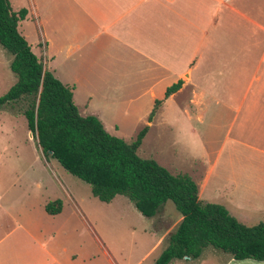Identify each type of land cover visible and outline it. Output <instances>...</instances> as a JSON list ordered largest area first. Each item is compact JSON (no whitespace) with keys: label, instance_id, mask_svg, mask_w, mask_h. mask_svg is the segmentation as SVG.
I'll return each instance as SVG.
<instances>
[{"label":"crops","instance_id":"1","mask_svg":"<svg viewBox=\"0 0 264 264\" xmlns=\"http://www.w3.org/2000/svg\"><path fill=\"white\" fill-rule=\"evenodd\" d=\"M20 6L18 10L26 11L17 24L20 36L44 68L49 62L52 76L71 88L78 114L95 117L106 132L103 114L113 120L133 119L146 127V135L171 106L178 107L183 117L199 121L208 104L213 105L208 111L213 119L219 118L222 109L230 115L227 135L242 112L251 129L245 134L240 125L231 141L248 153L264 156V0H24ZM177 82L179 88L165 98L166 89ZM156 101L160 105L147 122ZM247 135L253 139L247 141ZM214 159L203 164L199 175L190 177L197 199L222 206L238 221L241 214L235 211L241 207L236 202L245 200V195L252 202H264V163L249 164L248 169L261 173L244 180L233 178L224 185L233 199L221 193L223 186L215 198L206 190ZM176 174L184 173L172 175ZM222 201L229 206L217 203ZM171 229L160 233L142 229L149 237L147 249L131 264H144L157 248L159 256ZM51 252L46 244H38L32 256L23 250L9 262L95 264L90 259H58ZM206 253L220 260H208ZM103 254V264H126L116 261L105 247ZM158 256L146 264H155ZM167 264L264 262L236 261L208 249L197 259H174Z\"/></svg>","mask_w":264,"mask_h":264},{"label":"rangeland","instance_id":"2","mask_svg":"<svg viewBox=\"0 0 264 264\" xmlns=\"http://www.w3.org/2000/svg\"><path fill=\"white\" fill-rule=\"evenodd\" d=\"M23 1L9 0L11 9L17 11ZM27 41L32 44L30 36ZM8 62L9 57L0 48V96L15 81ZM46 69L52 71L49 62ZM211 107L207 104L206 113L197 121L183 117L178 107L171 106L144 136L136 154L142 159H152L171 174L184 173L192 178L216 156L206 190L215 198L223 193L233 199L229 187L224 185L233 178L244 180L261 173L260 169L248 168L249 164L264 163V156L248 153L231 141L237 137L235 132L240 125L245 134L251 129L242 112L227 135L230 115L222 109L219 118L213 119L208 114ZM20 108L21 103H17L0 110V264H16L9 261L23 250L32 256L38 244H46L58 259H90L95 264H103L105 247L116 261L131 264L147 249L149 237L142 229L149 227L154 233L167 227L174 230L178 216L170 202L164 203L155 216L145 218L123 196L117 195L107 204L93 198L87 184L68 174L55 160L43 157L26 129ZM100 117L107 133L125 142L132 141L142 129L133 119L113 120L104 114ZM252 139L247 135V141ZM222 186L228 194L218 192ZM247 198L245 195V200L236 202L241 207L235 211L241 214L238 221L248 227L264 222V202ZM54 199L61 200V211L54 216L46 215L43 206ZM217 203L229 206L224 201ZM158 254L159 248L146 256L144 264ZM205 256L208 260H220L212 253Z\"/></svg>","mask_w":264,"mask_h":264},{"label":"trees","instance_id":"3","mask_svg":"<svg viewBox=\"0 0 264 264\" xmlns=\"http://www.w3.org/2000/svg\"><path fill=\"white\" fill-rule=\"evenodd\" d=\"M25 15L24 9L13 12L8 0H0V48L9 57L8 69L15 77L0 96V110L21 103L19 114L43 157L55 160L64 171L87 184L90 195L101 203L120 195L141 216L151 218L170 202L180 221L166 235L155 264L194 260L208 249L236 261L264 262V222L249 227L239 223L222 206L198 201L196 185L187 175H172L152 159L138 157L145 126L132 141L125 142L109 135L95 117L78 114L71 88L44 68L18 33L17 24ZM179 86L177 82L167 88L164 97ZM159 105L160 101L154 103L147 122ZM60 210L59 199L43 206L49 216Z\"/></svg>","mask_w":264,"mask_h":264}]
</instances>
